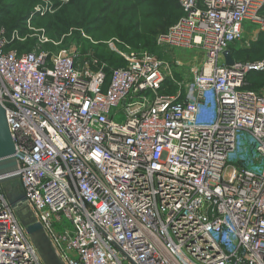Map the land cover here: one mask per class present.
I'll list each match as a JSON object with an SVG mask.
<instances>
[{"label":"built area","instance_id":"2783aa9c","mask_svg":"<svg viewBox=\"0 0 264 264\" xmlns=\"http://www.w3.org/2000/svg\"><path fill=\"white\" fill-rule=\"evenodd\" d=\"M178 2L164 38L205 57L181 95L145 49L109 42L126 63L106 71L0 30L20 195L65 264H264V60L223 55L264 0ZM0 264H42L1 183Z\"/></svg>","mask_w":264,"mask_h":264},{"label":"rangeland","instance_id":"374dc122","mask_svg":"<svg viewBox=\"0 0 264 264\" xmlns=\"http://www.w3.org/2000/svg\"><path fill=\"white\" fill-rule=\"evenodd\" d=\"M13 22L20 27L17 31L10 28ZM161 26L149 0H0V30L15 38L10 48L24 45L22 51H29L38 44L50 54L72 56L79 67L94 69L96 65L88 61L96 59L110 71L126 63L108 46L118 40L119 49L123 43L145 49L171 67L161 93L181 95L193 73L202 70L204 53L197 46L171 45L164 38L170 27L162 32ZM230 55L246 64L264 60V13L263 21L244 24L242 37L231 46ZM248 81L264 95V72L251 73ZM17 183L8 186L12 196L20 192Z\"/></svg>","mask_w":264,"mask_h":264},{"label":"water","instance_id":"95a60500","mask_svg":"<svg viewBox=\"0 0 264 264\" xmlns=\"http://www.w3.org/2000/svg\"><path fill=\"white\" fill-rule=\"evenodd\" d=\"M227 65L232 63L229 51L223 53ZM15 147L6 121L5 109L0 100V183L3 185L6 196L33 244L42 264H65L47 235L41 223L34 217L31 210L23 201L21 190L12 196L7 187L18 179L16 174L17 162L14 157Z\"/></svg>","mask_w":264,"mask_h":264},{"label":"trees","instance_id":"16d2710c","mask_svg":"<svg viewBox=\"0 0 264 264\" xmlns=\"http://www.w3.org/2000/svg\"><path fill=\"white\" fill-rule=\"evenodd\" d=\"M149 1L155 9V11L157 13V17L162 22V26H161L162 32H165L169 27L174 25L178 21V19L180 18V16H181V14H179L180 7L177 4L176 0H149ZM10 24H11L10 28H12L16 31H17V29L20 28L14 22L10 23ZM23 47H25V46L24 45H19V46L16 45L15 48L18 49V51H22ZM249 88L254 89L250 85H249ZM17 184H18L19 190H20V184L19 183H17ZM12 186L16 187L14 185H11V188H13ZM7 189H8V187H7ZM10 190L12 191V189H10Z\"/></svg>","mask_w":264,"mask_h":264}]
</instances>
